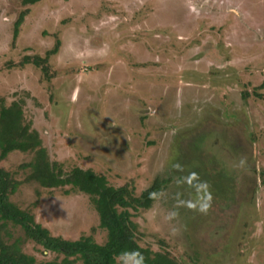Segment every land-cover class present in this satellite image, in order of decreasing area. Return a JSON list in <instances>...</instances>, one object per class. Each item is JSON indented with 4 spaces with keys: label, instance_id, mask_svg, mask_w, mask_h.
Here are the masks:
<instances>
[{
    "label": "rangeland",
    "instance_id": "rangeland-1",
    "mask_svg": "<svg viewBox=\"0 0 264 264\" xmlns=\"http://www.w3.org/2000/svg\"><path fill=\"white\" fill-rule=\"evenodd\" d=\"M0 0V98L23 100L49 159L93 169L140 195H161L133 220L139 243L182 264H264V0ZM49 59L51 77L26 56ZM32 152L0 165L25 180ZM245 167L238 166L240 158ZM182 165V171L172 167ZM190 183L211 193L206 213L179 207ZM23 181L11 200L52 235L107 239L84 192ZM38 261L57 255L9 224ZM175 229V231H173Z\"/></svg>",
    "mask_w": 264,
    "mask_h": 264
},
{
    "label": "trees",
    "instance_id": "trees-1",
    "mask_svg": "<svg viewBox=\"0 0 264 264\" xmlns=\"http://www.w3.org/2000/svg\"><path fill=\"white\" fill-rule=\"evenodd\" d=\"M39 1L23 0L27 7L20 12L14 24V40L30 11L28 5ZM59 47L60 41L57 40L45 56H26L20 65L33 63L49 77V59L59 51ZM15 150L34 154L30 162L21 165L29 169L23 181H35L41 187L50 189L70 186V189H64L65 193L77 190L88 194L99 214L100 227L107 231V239L98 243L92 235L75 240L52 235L48 228L35 220L31 211L20 208L11 200V195L23 181L0 165V264H115L114 257L124 249L142 252L145 264H182L169 251L143 247L139 243L137 223L133 220L137 211L149 209L159 197L150 199L149 193H161L164 180L156 179L150 187L136 195L132 186L110 185L104 175L90 168L75 167L66 172L58 162L49 159L39 132L26 118L23 100H16L7 106L0 98V162ZM10 223L21 227L25 237L41 245L44 251L57 256L52 260L38 261L35 256L24 252L21 239H11Z\"/></svg>",
    "mask_w": 264,
    "mask_h": 264
},
{
    "label": "clouds",
    "instance_id": "clouds-1",
    "mask_svg": "<svg viewBox=\"0 0 264 264\" xmlns=\"http://www.w3.org/2000/svg\"><path fill=\"white\" fill-rule=\"evenodd\" d=\"M246 165V159L240 158L238 166L243 168ZM177 170H183L182 165L176 163L172 165ZM193 173H188L187 176H181L177 179L178 184H188V186L194 191L195 195L191 200L185 201L182 199V194H176V203L172 210L167 213L166 219L173 220L178 215L177 209L179 207L192 208L198 212L206 213L211 205L212 196L207 191V185L204 183H190L189 177L193 176ZM160 193L152 192L149 193L150 199L157 198ZM175 231V229H173ZM115 264H145V258L142 252L137 249H124L116 254L114 257Z\"/></svg>",
    "mask_w": 264,
    "mask_h": 264
}]
</instances>
